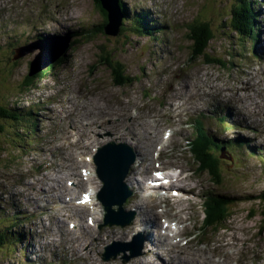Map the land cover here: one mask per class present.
Wrapping results in <instances>:
<instances>
[{
  "label": "rangeland",
  "instance_id": "rangeland-1",
  "mask_svg": "<svg viewBox=\"0 0 264 264\" xmlns=\"http://www.w3.org/2000/svg\"><path fill=\"white\" fill-rule=\"evenodd\" d=\"M120 1V0H119ZM125 1H131L132 3H139L142 2V0H125ZM202 0H199V2H201ZM224 3L222 4L223 7L225 5L228 6H232L233 1L231 0H221ZM78 3H86V5L92 9H94L91 13L92 15H95L94 18L90 19L89 22L94 23L95 20H97L98 18L99 20V24L98 26H100L103 21V24H107V27L110 23V17H109V22L104 20V18L101 15V12L99 13L97 11V9L95 8V2L94 0H78ZM22 4V3H21ZM28 4L30 5H36L37 1L36 0H28ZM27 4V6H29ZM191 4H188L186 1H182V3L180 5H178V7L180 6H185L187 9V12L190 16H192L193 18L195 17V15H193L191 13V11L193 12H197L199 7L196 10V6H195V0L194 2ZM149 6V5H148ZM21 7V6H20ZM1 8V7H0ZM22 10L23 6L21 7ZM96 9V10H95ZM106 9V8H105ZM223 9V8H221ZM107 10V9H106ZM134 10L135 12H137V14L140 16L141 14V10L142 11H148V18L145 21H149V25L150 27H152L151 25H153L154 29L153 32H155L156 30L159 29V27L165 31L166 27L165 26H160V23H162L161 19H157V14L151 9H147L144 8V10L141 8H139L138 6L134 5V7L131 9ZM129 12V11H128ZM85 14L88 15V13H81L80 15L82 16V19L85 17ZM97 14L99 15V17L97 16ZM231 13L227 14L224 21L228 22L231 19ZM75 18L79 19V17L77 15H74ZM200 17L203 20H207L208 17H213L209 12L207 11H201L200 13ZM24 18V16H23ZM168 18H170L171 20H175L174 14L173 12H169L168 14ZM193 23V21H192ZM192 23H188L187 25L182 26V31H185L187 34H190L191 30H194L193 25H191ZM193 27H191V26ZM29 26V25H28ZM128 27H131L130 25H128ZM126 25L122 26L120 28V32L119 35L113 38H117V45H118V49H114L113 47H111L110 45L108 46L110 49H108V51L106 52H111V56L113 57L117 52V54H119L120 57H123L122 53L123 52H127L129 53L133 47V44L135 42L136 39V34L137 32H133L130 31V33H125L127 32V28ZM23 27H19L18 30H22ZM94 30V29H93ZM213 32V36L212 38H214L215 40H213L210 43V47H212V51H208V53L210 55H212L213 51L219 47V49L221 50V53L223 55L224 58H226L227 56V47L226 45H222L220 38H219V34L218 31L216 29H214ZM92 33L88 34V38H87V43H91L89 41H91L90 39H93L94 36L91 35ZM122 35V36H121ZM127 35H130V38H127ZM170 40H171V34H165L163 39H155L153 37L152 42L154 45V49L152 50L153 54H156L155 56L158 57H167L169 55H171L172 51H171V47H170ZM105 42H107L104 39ZM101 45V43H99L98 45V50L97 52L99 53V46ZM260 46V39L257 41V53H259L258 51V47ZM147 48V43L144 42L142 45H140V51L143 52L145 49ZM101 52V51H100ZM30 57L28 59V57H24L20 60L17 61L18 67H16L17 65H15V72L19 70L18 76L23 77V75L26 73V70H28V68L30 67V61L34 59V53L33 54H29ZM13 57V56H12ZM10 58L9 60H12L14 58ZM140 61H143V58L140 59ZM11 64V63H10ZM203 64V63H201ZM34 66V65H32ZM202 67L204 69L207 68L206 65H202ZM7 69V68H6ZM31 71V70H29ZM209 72H211L212 74V78L215 81L216 84L220 83V80L223 77V74L220 71V68L218 66H214L213 68H209ZM35 74H37L36 70H35ZM17 75V74H16ZM6 80V75L4 73L0 72V84H2L3 82H5ZM151 81H153L152 79H145V84L150 85ZM12 86L13 88V84H9L8 88ZM1 88V93H3V87L2 85H0ZM40 92L39 86H37V93H36V97H38ZM140 91H135L132 94L133 95H140L139 93ZM18 93V92H17ZM14 94V98L19 96V94ZM6 104L7 105H12L13 108L18 109L20 106H14L13 103V94L11 95H7V99H6ZM231 116H232V122L233 124H236L240 117L235 115L231 112ZM36 120H38V118L36 117ZM0 121H3L0 119ZM27 121H21V122H10V123H6V128L4 130V132L0 131V133H6L9 134L13 137L12 140H9V144L7 146L13 148L16 150V152H12L11 154L8 153L7 150V146H3L5 148H2L5 155H0V204H3L2 206H0V210L5 209L7 211V214L4 215V212L2 211L0 213V238H7L8 236L11 237L12 234H14V236H21V239L17 242V245H15L13 243V245H9V247L6 249V252L0 253V260L3 259V256L6 255L7 256L5 258V261L8 260L11 264L17 261V264L20 263V261L22 260V257L20 256V249L24 250V248H26L28 246V242H31V244L36 245V243L38 244V246H43L44 244L47 243L46 239L44 237H42L41 234V229L40 231H36L31 227V224H25V223H15L13 220V212L15 210V208L17 207V205H13L12 203H6L4 201V198L7 197L8 195H10V193H21V194H25V189L22 188L21 185H17L16 181H23L24 180V175H27V169L28 166L33 164L34 162L39 163V161L36 159V142L29 136V132L33 129L32 127H27ZM260 122V123H259ZM260 124L262 125L261 129L262 130V134L261 135H255L253 132L251 133L250 131H248V129L250 128L251 130H256L259 128ZM249 127V128H248ZM245 127V131L243 133V138L246 140L243 143H238L234 141L233 144V148L232 151L235 155V164H238L241 160V158L244 161H248L249 158L251 156H261L262 158H264V112H262L260 115L257 114L256 119L252 120V125ZM238 128H236L237 130ZM252 130V131H253ZM241 135L240 133H235V136L238 137L237 135ZM1 141H3L2 139H0V146L1 145H6L5 143H1ZM241 144H243L241 146ZM12 161L14 163H12ZM5 164H10L11 167H6ZM221 170H219L220 176H219V180L223 181V179L225 178L226 180H235V183H232L233 185L236 186V191L237 193H239V195L241 197H239V199L241 200L244 196H246L244 199H253L256 196H258L257 194L260 193L261 189L263 190L262 194H264V183H262V179L261 177L257 178L256 180H254L253 178L246 176V175H237L235 173H233L232 171H230L227 167H225L223 164V162H221ZM229 165V163H228ZM185 169L188 172L196 171L195 166L192 169L190 166L185 167ZM13 177L16 179V181L12 180V178L9 177ZM263 177V176H262ZM258 183H262L259 186L257 185ZM235 192V190H233ZM233 193V192H232ZM231 194V193H229ZM243 199L244 204L241 205L242 210L244 211L240 218L242 220L249 219V215L247 216L249 211H256V216L258 217V221L255 220V217L252 219V222L250 221H242V223L245 225V227H247L249 229L248 235L250 236L249 238V242L247 243L246 247L250 245L251 243V236L253 235V238L255 237V232H260L261 228H264V215L261 214L262 210H261V205L259 204H264L259 202L256 203H252L251 202H246ZM234 201H237V199L235 198ZM264 206V205H263ZM17 214L18 212L15 211ZM197 214L194 213V215ZM247 216V217H246ZM237 217L238 214L235 215V219L237 223ZM262 219V221H261ZM9 220V221H7ZM15 224L17 225L15 227ZM21 224V225H20ZM12 227H15L14 229H12ZM255 228V229H254ZM8 229L11 231H8ZM39 229V228H38ZM256 229H259L258 231ZM242 236L244 234V231L241 232ZM32 251H34L35 253V249H37V246H35V248L31 247ZM212 249V248H211ZM5 251V249H4ZM257 250L254 248V250L252 251L251 255H253ZM223 253V255L228 256L227 258H225V261L228 263H234V261H236L237 263L241 262V259L239 257L238 252L235 251H225V250H221L220 253ZM264 259V257H263ZM27 263V261H25Z\"/></svg>",
  "mask_w": 264,
  "mask_h": 264
},
{
  "label": "trees",
  "instance_id": "trees-1",
  "mask_svg": "<svg viewBox=\"0 0 264 264\" xmlns=\"http://www.w3.org/2000/svg\"><path fill=\"white\" fill-rule=\"evenodd\" d=\"M94 2L96 4V7L98 8V10L102 13L104 20L109 22V11L105 9V4H104L103 0H94ZM122 2H123V0H120L118 2L117 6H118L119 10L123 14L126 15V11H125V8H124ZM240 11H244L243 6H241ZM125 20H126V18H125ZM127 21H129L128 18H127ZM103 23L100 26H96L94 28V30L92 31L91 35H93L94 38L92 39L91 43L94 45V48H96L98 45V41L103 42L105 39L110 44L111 47H113L114 49L117 50L118 49V45L116 44L117 38H113L110 36V34L108 33L107 24H103ZM190 35L193 37L194 40H197V42L200 46V50H201L203 47H206L208 45V38H210V36L212 34H211V30L209 29V25L205 24L201 29L191 30ZM97 50H98V47H97ZM106 51H108V46L106 43L99 46V53H97L98 54L97 58L99 60V64L110 69V71H113V73L115 75L122 76L120 70L117 69L116 64L113 62L112 59L109 58L111 56V53L106 52ZM54 66H55V64L52 65L50 68L52 69ZM43 73L44 72L28 76L27 84H33L35 82V80L39 76H41ZM126 78L129 79L128 76H126ZM199 143H200V145H199L200 151L199 152H200V155L203 157L205 168H207V166H208L210 168V172H211L212 176H215L216 181L217 180L219 181V176H220L219 170H221V165L218 162H215V160H212L211 156H215L221 148L215 147L212 144H208L207 139H205V137H203ZM207 152L211 153L210 157L207 155ZM254 199L257 202L260 201L261 203H264V194L258 195ZM250 201H252V199H250ZM259 205H261V207H264L263 206L264 204L263 205L259 204ZM261 209L263 211V212H261V214L264 215V208H261ZM248 215L247 216L252 220L256 216V211L252 210V211H250V214H248ZM218 218H222V216H220Z\"/></svg>",
  "mask_w": 264,
  "mask_h": 264
},
{
  "label": "bare ground",
  "instance_id": "bare-ground-1",
  "mask_svg": "<svg viewBox=\"0 0 264 264\" xmlns=\"http://www.w3.org/2000/svg\"><path fill=\"white\" fill-rule=\"evenodd\" d=\"M147 18L148 17H145L144 19L145 20H147ZM127 24L128 25H130V26H132L133 28H136L137 27V24H136V22H135V19H134V21L132 22V24H130V22H127ZM166 27V26H165ZM131 28V27H130ZM35 74V69H31V71H29L28 73H27V79H28V76H30V75H34ZM248 88H249V85H246V88L244 89V90H248ZM228 102L229 103H233V105H235V104H237L238 102H241L243 105H244V109H248L249 108V106H250V102H249V100H242V101H240V100H238V99H234V98H229L228 99ZM32 110V113L34 112L35 113V110L34 109H31ZM237 113L242 117V122H243V124H245L246 123V114H245V112H244V110H242V109H239V111H237ZM236 113V114H237ZM114 113L112 112V111H109V112H105L104 113V115H108V116H111V115H113ZM35 115V114H34ZM128 119L127 118H125L124 117V120H123V123L124 124H128ZM42 126H43V124H42ZM42 128L43 127H41L39 130H38V132H39V134H42ZM109 148L110 147H108V148H106V151H105V153H103L102 155H101V160H104L105 158H106V153H109ZM196 152V154H195V169H196V171H191L192 173H193V176L192 175H190L189 173H187L188 171L185 169V167H187L188 165H186V164H184L183 165V170H185L184 171V173L186 174V175H188V176H190V177H195V178H197L199 175H200V173L202 172V173H204L205 172V175H206V177L205 178H213L214 180H216L215 179V176H212V174H211V172H210V168L207 166V168H205V164H204V161H203V157L200 155V150H199V146H197V148H190L189 149V153L190 154H192L193 152ZM207 155L210 157L211 156V153H208L207 152ZM202 157V158H201ZM215 162H218L220 165H222L221 164V162L222 161H220V160H216ZM77 166V165H76ZM187 171V172H186ZM114 173H115V175H116V169L114 170ZM133 173V172H132ZM133 176H136L135 174H133ZM218 181V180H217ZM106 188H108L109 190H111V191H113L109 186H106ZM231 189L232 188H230V189H228L227 191H226V193L227 194H229V193H231L232 194V191H231ZM245 201L246 202H251L250 200H249V198L248 199H245ZM16 203H17V200L15 201ZM256 203L257 201L253 198L252 199V203ZM56 203H57V205L59 204V201L57 200L56 201ZM243 204H244V202H243ZM21 212V211H20ZM20 212L17 214H14L13 216H14V218H15V221H16V223H21V221H20ZM196 213V212H195ZM226 213V211L225 210H220L219 212H218V214H219V217L220 216H222L223 214H225ZM197 214H195L193 217H195ZM152 217H153V215L152 216H149L148 215V213H146V212H144V213H139V221L142 223V228H143V232H144V234H145V236H146V238H149V236H148V234L147 233H145V223L144 222H146L147 220L150 222V224H152V227L154 226V220L152 219ZM255 220L256 221H258V217L256 216L255 217ZM261 221H262V219H261ZM21 225V224H20ZM61 228H62V226L61 225H59ZM52 226H51V224H50V233H51V231H52V228H51ZM48 229V228H47ZM54 229H56L58 232L57 233H54L56 236L60 233V235L62 236V234H61V229L58 227V226H54ZM153 237H154V234L152 235ZM249 238H250V236L248 235V232L246 233V237H245V239L243 240V242L241 243V244H239V246L237 247V249H235L234 251L235 252H239L241 249H245L246 248V245H247V243L250 241L249 240ZM159 240V239H158ZM237 242H239V240L238 239H236L235 241H234V243L233 244H236ZM62 245L64 246V247H68V244L67 243H65L63 240H62ZM76 245V248H78V251H76V252H74L73 250H71V253H73L72 254V257L75 259V261L77 262V261H82V260H84V259H88V256H87V250L86 249H82V248H84L85 247V245H81L80 243H76L75 244ZM53 246H54V248H56L58 245H57V243L56 242H54L53 243ZM82 249V250H79V249ZM173 263H175V261H173ZM158 264H161V261L158 263Z\"/></svg>",
  "mask_w": 264,
  "mask_h": 264
},
{
  "label": "water",
  "instance_id": "water-1",
  "mask_svg": "<svg viewBox=\"0 0 264 264\" xmlns=\"http://www.w3.org/2000/svg\"><path fill=\"white\" fill-rule=\"evenodd\" d=\"M103 1L105 4V8L109 11V17H110V23H109L107 28H109V30H111V32H113V34H115L114 37H116L119 35L120 27H121L120 23H119V28L115 25L116 20L118 22H120L119 21L120 14H119V11L117 9V4H118L119 0H103ZM185 1L187 3L190 2V0H185ZM114 20H115V22H114ZM113 24H114V29H112ZM192 42H193V44H195L196 48L199 49V44H198L197 40H194ZM103 196H104V198H106L107 190L104 191Z\"/></svg>",
  "mask_w": 264,
  "mask_h": 264
}]
</instances>
